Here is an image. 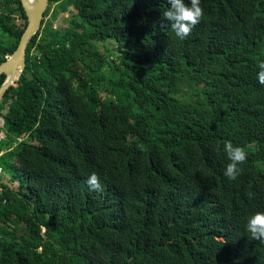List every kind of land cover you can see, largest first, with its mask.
I'll list each match as a JSON object with an SVG mask.
<instances>
[{"label": "trees", "instance_id": "obj_1", "mask_svg": "<svg viewBox=\"0 0 264 264\" xmlns=\"http://www.w3.org/2000/svg\"><path fill=\"white\" fill-rule=\"evenodd\" d=\"M199 6L178 39L165 0H49L0 99V264H264V0ZM26 28L0 0V64Z\"/></svg>", "mask_w": 264, "mask_h": 264}, {"label": "clouds", "instance_id": "obj_2", "mask_svg": "<svg viewBox=\"0 0 264 264\" xmlns=\"http://www.w3.org/2000/svg\"><path fill=\"white\" fill-rule=\"evenodd\" d=\"M165 2L167 7L162 13L163 20L168 23V28L178 39H184L201 17L200 0H165ZM256 80L260 85H264V60L258 64ZM223 152L228 161L224 166L223 174L228 179L234 180L239 175L238 165L245 160L246 154L241 147L234 146L229 141L223 143ZM86 183L93 189L99 186L94 172L88 175ZM244 227L252 239L264 243V211H256L248 215Z\"/></svg>", "mask_w": 264, "mask_h": 264}, {"label": "water", "instance_id": "obj_3", "mask_svg": "<svg viewBox=\"0 0 264 264\" xmlns=\"http://www.w3.org/2000/svg\"><path fill=\"white\" fill-rule=\"evenodd\" d=\"M27 18V28L21 37L17 49L0 64V75L4 81L0 86V99L6 90L19 78L24 69L28 45L41 30L48 9V0H20Z\"/></svg>", "mask_w": 264, "mask_h": 264}, {"label": "rangeland", "instance_id": "obj_4", "mask_svg": "<svg viewBox=\"0 0 264 264\" xmlns=\"http://www.w3.org/2000/svg\"><path fill=\"white\" fill-rule=\"evenodd\" d=\"M56 7V6H55ZM55 7L53 6L51 9H50V11H49V13L51 14L53 11H55ZM48 8H49V0H48ZM47 11H48V9H47ZM50 19H51V15H49V16H47V17H45L44 16V20H43V25H42V28H41V32H43V30L45 31L46 30V28L48 27V26H51L52 24L50 23ZM107 47V46H106ZM2 137V134H0V138ZM223 224V222H221L219 225H222Z\"/></svg>", "mask_w": 264, "mask_h": 264}]
</instances>
